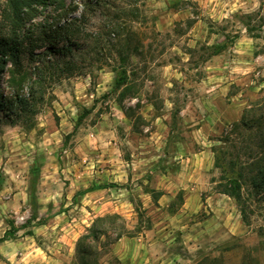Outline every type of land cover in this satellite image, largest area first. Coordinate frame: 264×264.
<instances>
[{
	"label": "rangeland",
	"instance_id": "rangeland-1",
	"mask_svg": "<svg viewBox=\"0 0 264 264\" xmlns=\"http://www.w3.org/2000/svg\"><path fill=\"white\" fill-rule=\"evenodd\" d=\"M66 16L2 77L35 93L0 128V264H264V190L245 220L215 166L251 161L222 139L264 98V0H65L24 29Z\"/></svg>",
	"mask_w": 264,
	"mask_h": 264
},
{
	"label": "trees",
	"instance_id": "trees-1",
	"mask_svg": "<svg viewBox=\"0 0 264 264\" xmlns=\"http://www.w3.org/2000/svg\"><path fill=\"white\" fill-rule=\"evenodd\" d=\"M94 1L97 4L107 2V0ZM91 2L89 1V3ZM47 6L64 7L65 0H5L3 5H0V28L2 31L7 28L6 31L0 33V128L2 124L16 122L24 113L34 110L32 100L34 90L29 92L28 95L14 93L12 96H6L3 93L1 82L7 68L8 59L11 58L15 65L19 66L25 56H33L35 49L40 45L39 41L50 39L53 42V38L65 32L75 34L73 26L77 19L69 16H66L63 24L54 22L48 26L40 25L34 31L29 29L26 32L24 29L25 23L35 18L38 8ZM78 10L79 6L72 4L65 9L64 13H75ZM81 16H84V13H81ZM66 37H69V35ZM70 46L68 44L67 47H63V51H69ZM49 49L54 53L59 52L54 46H50ZM54 64L55 67L58 66L57 62ZM37 69L38 71L41 70L38 67ZM125 78V73H121L118 78V85L125 83ZM246 131L251 134L242 139L240 148L246 151L245 155L247 154L248 158H251L250 162L246 161L237 166L238 162L229 152L215 148V166L223 169L221 177L222 180H225L221 190L236 199L245 220L246 208L241 193L244 183L250 181L258 190H264V98L252 102L250 107L244 110L241 120L232 124L222 141L225 142L226 147L239 146L236 145V142H238L237 137L244 135ZM226 154H230L231 158H227ZM39 172L37 168L35 176ZM15 231L16 229L7 231L4 236L0 237V240L4 241L8 237L14 236Z\"/></svg>",
	"mask_w": 264,
	"mask_h": 264
},
{
	"label": "clouds",
	"instance_id": "clouds-1",
	"mask_svg": "<svg viewBox=\"0 0 264 264\" xmlns=\"http://www.w3.org/2000/svg\"><path fill=\"white\" fill-rule=\"evenodd\" d=\"M83 7V5H81V8Z\"/></svg>",
	"mask_w": 264,
	"mask_h": 264
}]
</instances>
